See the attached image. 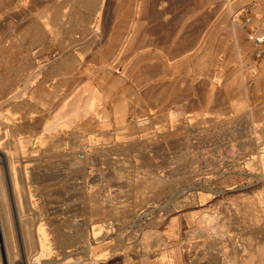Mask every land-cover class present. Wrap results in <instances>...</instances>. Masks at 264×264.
<instances>
[{
    "label": "rangeland",
    "instance_id": "obj_1",
    "mask_svg": "<svg viewBox=\"0 0 264 264\" xmlns=\"http://www.w3.org/2000/svg\"><path fill=\"white\" fill-rule=\"evenodd\" d=\"M252 35L264 0H0V264H264Z\"/></svg>",
    "mask_w": 264,
    "mask_h": 264
},
{
    "label": "bare ground",
    "instance_id": "obj_2",
    "mask_svg": "<svg viewBox=\"0 0 264 264\" xmlns=\"http://www.w3.org/2000/svg\"><path fill=\"white\" fill-rule=\"evenodd\" d=\"M96 1V0H95ZM84 5L88 8H93L95 5L94 3L91 1V0H84ZM97 4V3H96ZM94 5V6H93ZM97 9V8H96ZM100 12V8H98L96 10V14L98 15V13ZM137 33V32H136ZM136 37V36H134ZM260 36H256V41H260L261 39L259 38ZM42 38V37H41ZM133 40V39H132ZM131 43V42H130ZM207 45V44H206ZM204 48V47H203ZM144 54V53H143ZM200 54V53H199ZM146 55V54H145ZM202 55V54H201ZM137 77V76H136ZM136 82V81H135ZM88 92L90 93L89 96L83 98L81 96H79L78 98H76L71 104H69V108L67 110H64V111H61L59 114H57L56 117L52 118V120H48L47 122H45L44 124V129L47 130V131H50V130H59L60 127L64 126V125H71L73 123L76 122V119L81 117V116H85V115H88L91 113L90 111V108L93 106L94 104V101L93 99L97 96V93L94 89L92 88H88ZM133 97V96H132ZM134 100V99H133ZM100 101V100H99ZM131 114V113H130ZM15 145V144H14ZM16 146V145H15ZM13 148L15 149L16 147L13 146ZM18 149V148H17ZM151 160V159H150ZM105 164V163H104ZM80 168V167H79ZM3 170V169H2ZM5 171V170H4ZM3 173V172H1ZM0 173V174H1ZM12 174V173H11ZM8 176V174H6ZM5 176V175H4ZM6 176V177H7ZM11 176V175H10ZM2 176L0 175V219L2 220V212L3 213H6L7 212V208H5L6 206H3L1 205L2 204V201H3V190H4V184L2 183ZM14 178L13 176L10 177V179ZM123 179V178H122ZM13 180V179H12ZM13 182V185L16 184L15 181H11ZM6 183V182H5ZM6 185V184H5ZM15 189V188H14ZM79 189V188H78ZM3 192V193H2ZM6 196V195H5ZM19 196V195H18ZM7 200V199H6ZM5 200V201H6ZM20 203V202H19ZM4 207V208H3ZM207 218V217H206ZM211 219V218H210ZM209 219V220H210ZM256 220V219H254ZM7 223V222H6ZM209 223V222H208ZM27 224V223H25ZM210 224V223H209ZM205 225V224H204ZM5 225L3 224V234L5 236V238H7V232L6 230L4 229ZM24 226V225H23ZM103 226V225H102ZM101 226V227H102ZM7 227H8V224H7ZM27 227V226H26ZM108 227V226H107ZM28 228V227H27ZM103 228V227H102ZM101 228V229H102ZM99 228L95 227L94 230H98ZM29 230V229H28ZM100 230V229H99ZM26 231V230H25ZM109 232V231H108ZM32 233V232H31ZM24 235V234H23ZM25 236V235H24ZM34 237V236H33ZM27 241L32 242V239H31V235L30 233H27ZM60 238V237H59ZM72 239V238H71ZM7 239H5L6 241ZM67 240V239H66ZM35 241V240H34ZM66 242V241H65ZM7 243V242H6ZM39 243V242H38ZM64 244V243H63ZM29 245V244H28ZM7 249L8 246H7ZM261 249L258 251L260 252ZM263 252V250L261 251ZM38 253V252H37ZM36 255L38 256H42L41 253L37 254ZM264 255V254H263ZM31 262L29 261V264H41L42 263V258L38 259H35L33 262H32V259L30 258ZM92 261V260H91ZM93 262V261H92Z\"/></svg>",
    "mask_w": 264,
    "mask_h": 264
},
{
    "label": "crops",
    "instance_id": "obj_3",
    "mask_svg": "<svg viewBox=\"0 0 264 264\" xmlns=\"http://www.w3.org/2000/svg\"><path fill=\"white\" fill-rule=\"evenodd\" d=\"M84 0H78V2H83ZM93 3H94V5L96 6V3H98L99 5L101 4V3H103V0H91ZM98 9V8H97ZM96 9V10H97ZM53 66V65H52ZM59 67H61V65H58V68ZM20 139V138H19ZM19 139H17L18 141H17V143H18V149L21 147V145L19 144Z\"/></svg>",
    "mask_w": 264,
    "mask_h": 264
},
{
    "label": "built area",
    "instance_id": "obj_4",
    "mask_svg": "<svg viewBox=\"0 0 264 264\" xmlns=\"http://www.w3.org/2000/svg\"><path fill=\"white\" fill-rule=\"evenodd\" d=\"M261 40L258 41V43H262L263 39L261 36L259 37ZM251 39H253L254 41H256V36L254 37V35L251 36Z\"/></svg>",
    "mask_w": 264,
    "mask_h": 264
}]
</instances>
